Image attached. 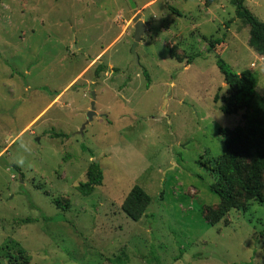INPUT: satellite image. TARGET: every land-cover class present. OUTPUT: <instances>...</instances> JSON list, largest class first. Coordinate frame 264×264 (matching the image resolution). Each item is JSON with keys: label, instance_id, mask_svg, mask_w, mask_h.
Returning a JSON list of instances; mask_svg holds the SVG:
<instances>
[{"label": "rangeland", "instance_id": "1", "mask_svg": "<svg viewBox=\"0 0 264 264\" xmlns=\"http://www.w3.org/2000/svg\"><path fill=\"white\" fill-rule=\"evenodd\" d=\"M134 2L144 34L132 68L128 0H0V264L10 239L29 264H264V202L212 225L217 173L199 164L225 152L220 129L256 141L262 128L264 56L250 27L234 0ZM244 5L264 22V0ZM219 59L254 74L251 110L221 112ZM94 161L103 185L84 197ZM136 185L151 197L137 222L122 210Z\"/></svg>", "mask_w": 264, "mask_h": 264}, {"label": "trees", "instance_id": "2", "mask_svg": "<svg viewBox=\"0 0 264 264\" xmlns=\"http://www.w3.org/2000/svg\"><path fill=\"white\" fill-rule=\"evenodd\" d=\"M234 2L237 17L250 27L249 46L259 55L264 56V22L246 8L245 0H234ZM170 9L181 15L177 9L173 7ZM224 40L223 37L211 41L210 48L214 49L217 45L224 43ZM199 56L201 53L188 58L187 65L192 64ZM217 66L230 91V95L223 100V105L220 107L221 112L233 115L241 110H251L256 97L254 74L249 70L235 73L222 59L217 61ZM105 70V66H99L97 72ZM144 73L148 77L146 71ZM52 94L58 95V93ZM214 101L217 103V96ZM243 119L247 120L248 117L244 115ZM259 120L262 128L251 131L253 136H257L256 141H252L240 125L234 130L220 129V135L226 138L225 152L219 155L215 165L210 161L199 163L217 173V179L210 185V190L220 198V206L216 211H210L207 214V219L212 225L219 223L230 210L246 211L253 200L264 202V118L260 117ZM103 180V169L98 162L94 161L88 167L87 180L80 183L77 189L82 196H91L96 188L103 185ZM55 203L59 206V199H56ZM150 203V195L136 185L124 199L122 210L128 218L137 222L145 215ZM61 207L67 209L68 204ZM23 222L30 223L31 221L27 219ZM4 255L8 264H29L31 261L27 251L12 239L4 247Z\"/></svg>", "mask_w": 264, "mask_h": 264}, {"label": "water", "instance_id": "3", "mask_svg": "<svg viewBox=\"0 0 264 264\" xmlns=\"http://www.w3.org/2000/svg\"><path fill=\"white\" fill-rule=\"evenodd\" d=\"M128 3L131 7V9L136 13V17L134 19L135 22V33H134V43L132 45V56H133V61L131 63V67L134 68L136 65L139 64V57L137 54V47L139 46L141 40H142V36L144 34V25L142 23L141 20V15L139 13H137V5L134 2V0H128ZM91 97H92V101H91V106H90V111H88L87 113V118L89 121L93 120V117L96 116V92L93 91L91 93ZM84 130V127L83 129ZM82 130H81V134H82Z\"/></svg>", "mask_w": 264, "mask_h": 264}]
</instances>
